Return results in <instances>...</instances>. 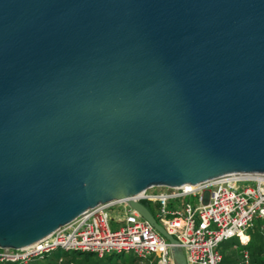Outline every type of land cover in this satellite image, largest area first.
<instances>
[{
  "label": "water",
  "instance_id": "water-1",
  "mask_svg": "<svg viewBox=\"0 0 264 264\" xmlns=\"http://www.w3.org/2000/svg\"><path fill=\"white\" fill-rule=\"evenodd\" d=\"M264 174V0H0V248L153 187Z\"/></svg>",
  "mask_w": 264,
  "mask_h": 264
},
{
  "label": "built area",
  "instance_id": "built-area-1",
  "mask_svg": "<svg viewBox=\"0 0 264 264\" xmlns=\"http://www.w3.org/2000/svg\"><path fill=\"white\" fill-rule=\"evenodd\" d=\"M133 198L155 207L153 216L176 239L187 264H222V241L238 237L245 245L254 220L264 223V174L231 173L196 184L149 188ZM171 246L125 200H113L89 208L33 244L0 248V264H28L57 249L98 257L129 252L144 264H175ZM240 264H251L247 249H242Z\"/></svg>",
  "mask_w": 264,
  "mask_h": 264
},
{
  "label": "rangeland",
  "instance_id": "rangeland-1",
  "mask_svg": "<svg viewBox=\"0 0 264 264\" xmlns=\"http://www.w3.org/2000/svg\"><path fill=\"white\" fill-rule=\"evenodd\" d=\"M159 187H153V190H157ZM185 199L182 198L180 202L184 203ZM156 209L153 208V214L156 215ZM264 225L263 221L255 219L253 228L249 229L248 233L250 234L251 241L249 242V250L253 251L260 247H264ZM253 231V232H252ZM242 244H240L238 237H234L228 240L222 241L218 250L222 255V264H240L241 253H242ZM61 253L69 254V256H76L77 259L82 258L83 255H77V252H65L61 249L54 250L47 254V257L38 259L37 264H45L46 262H58L57 259ZM135 258L133 253L124 252L121 254H110L104 255L103 258L98 257L96 254L88 255L87 260L90 264H129V260ZM30 263V262H29ZM28 263V264H29ZM145 263V262H144ZM143 261L137 260L135 264H144ZM33 264V263H30Z\"/></svg>",
  "mask_w": 264,
  "mask_h": 264
},
{
  "label": "trees",
  "instance_id": "trees-1",
  "mask_svg": "<svg viewBox=\"0 0 264 264\" xmlns=\"http://www.w3.org/2000/svg\"><path fill=\"white\" fill-rule=\"evenodd\" d=\"M144 205L153 214L154 206L150 202H147V201H144ZM250 241H251V237L249 239V242ZM249 242L247 244H245V245L242 244V246H243L242 249L249 250L248 249L249 248L248 244H250ZM47 254L44 256L45 258L47 257ZM92 254H94V253H91V252H77V255H83L82 258L77 259L76 256H69V254L61 253L60 256L57 259L58 262H46L45 264H90V263H88L87 257H88V255H92ZM249 254H250V262H251V264H264V258H263L264 247H260V248H258L256 250L249 251ZM103 257H101V258H103ZM60 258L62 259L61 261H59ZM137 260L138 259L135 257V258L129 260V264H135ZM37 262H38V259H34V260L30 261V263H33V264H37Z\"/></svg>",
  "mask_w": 264,
  "mask_h": 264
}]
</instances>
